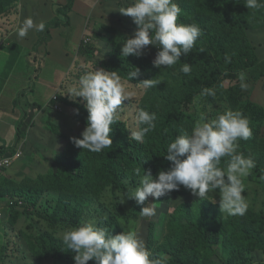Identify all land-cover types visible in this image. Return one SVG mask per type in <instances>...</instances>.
I'll list each match as a JSON object with an SVG mask.
<instances>
[{
    "label": "rangeland",
    "instance_id": "374dc122",
    "mask_svg": "<svg viewBox=\"0 0 264 264\" xmlns=\"http://www.w3.org/2000/svg\"><path fill=\"white\" fill-rule=\"evenodd\" d=\"M227 1L230 2L228 5H222L214 11L211 9V3L218 4L220 0H174L182 9L180 17H185L186 20H189L188 24H194L200 19L207 29H214L216 22L215 19H211L212 16L216 13H223L225 9L235 12V14L246 20L244 27L247 30L245 33L249 43L255 48L258 58L257 63H254L244 71L247 74L248 89L246 91L240 89V81L237 78L239 72H227L220 75L217 82L202 86L199 94L179 106L175 98H168V96L170 95L169 93L174 91L175 84L178 79L183 77V74L178 72V66L174 68L177 64L172 67L161 66L156 80L161 81L158 85L164 86L162 99L166 100L165 104H163L162 100L158 103L151 100L156 87L145 90L141 85L125 80L126 87L129 91L134 92L135 95L132 100L123 102L122 107L124 109L120 113L119 121L113 125V128L114 131H116L115 128H124L129 137L130 132L136 130V112L141 108L145 109L147 105L149 108L156 106V109L163 114L174 112L173 114L178 118H181L183 114V119L180 121L181 130L189 132L201 115H206L208 119H215L217 115L225 110L240 111L242 107L247 108L250 104L254 105L259 114L255 123L253 122L251 125L252 137L247 141L241 140L239 142V151L245 156L250 155L256 161V167L252 170L251 175L244 180L246 192L242 193V195L246 196L249 203L246 213L247 225L244 226L243 230L251 235L252 239L249 238V240L252 243L246 244V251H241L237 245L236 249L238 250H234L227 245V242L233 238L228 235L230 233L228 230L224 227L219 228L214 223L206 224V220H203V223L200 224L207 226L215 233H210L208 236L211 244L210 250L199 252L198 257H195V263L264 264V225H261L258 222V218L252 215V213L264 215V179H261L264 176V8L258 11L247 9L244 5L246 0ZM131 2L132 0L119 2L120 7L117 10L113 9L114 12L108 19L97 22L90 27L88 30L92 38L90 51L85 54L81 53L77 57L73 68L69 72L64 92L62 93L65 94L68 87L86 71H92L96 67L105 69V62L112 56H116L117 53H121L124 39L134 36L137 27L132 17L123 15L119 11V9L129 6ZM34 4V0H0V41L4 38H11L10 36L18 29L23 20L31 17ZM193 14H196V16ZM195 17L197 19L193 21ZM55 20L60 26L65 25V20L63 22L58 21L57 18ZM41 37H43L42 32L38 34L37 40L39 41ZM202 37L203 34L199 39ZM41 45L37 44L36 48ZM159 50L157 47L150 45L144 50V54L141 57L153 63ZM234 50L232 48L229 53ZM228 55L231 57L230 54ZM137 59L139 60V57ZM47 63L52 62L47 59ZM214 65L218 68L216 59H214ZM53 67L58 70L57 66ZM61 75L63 74L57 72L53 77H48L46 73L40 76L39 70L36 75H32V78L35 76V83L32 81L25 82L20 95L25 93L26 96L32 89L37 90L41 79L56 85L58 83L57 79ZM167 75L171 76L168 78ZM205 89L214 90L215 96L202 95ZM42 91L46 92L45 89H42ZM49 95L47 94L44 99H47ZM64 97L72 104L76 103L84 106L86 103L82 98H77V102H73L66 94ZM69 110L70 114L73 115L75 110L71 106H69ZM66 116L63 117L62 112L53 109L51 115L42 120L40 125L29 124V126H23L19 130V139L16 144L20 146L22 155L11 168L0 175V190H3V195L20 198L24 203V208L22 211L10 210L5 212V219L8 216L11 218L18 217L21 222L10 233L6 230L9 229L8 227L2 226L5 230L3 231L4 235L0 236V264H56L53 256L58 255L56 253L59 252L62 257L66 258L67 263L75 264L73 259L75 253L68 250L67 246L63 244L62 233L70 227L78 226L84 220H95L97 226L107 228L113 235L120 234L124 230H134L143 238L146 247L152 254L162 251L163 242L168 235L166 220L169 215L173 213L179 204L194 203L199 200L198 197L193 196L191 193L172 197L171 200H169L168 195L158 200L149 197L148 202L156 203V215L153 217H141L139 211L143 205H138L135 199H125L124 203H120L122 193L139 185V178L135 177L124 180V190L116 186H108L100 195L92 194V197L88 192H85V195L78 197L77 200L73 201L72 205L67 204L69 199L66 201L63 199L59 208L62 209L63 203H66V211L69 212L67 214H65L66 211L62 214L54 213V202L58 198H62L64 193L63 191H58V188H60L58 164L65 163L66 158H71L73 154L79 153L80 150L78 151V148L73 145L70 137L82 138L81 133L86 127L76 122L74 118L71 120V117L68 118ZM62 119L63 122H61ZM78 189L79 192L83 191V185H80ZM213 195L216 203L211 202L213 204L211 209L212 216L220 215L224 220L232 219L233 217L238 219L240 217L222 214L219 207L220 197L218 190ZM71 206H75L77 214H79L74 219L76 222L75 226H69L66 223L74 215ZM204 208L205 204L201 203L198 205L197 210L202 212ZM52 212L56 216L55 218L61 220L62 223H53L59 224L53 226L48 222ZM68 214L70 215L66 216ZM193 216L196 217L195 215ZM217 231L223 233L225 238L219 236L216 233ZM43 233H47L50 235L49 237L56 239L53 243L55 246L54 251L52 249V251L47 253L45 249L38 247L36 238ZM32 241L34 242V247L30 245ZM57 248L60 251H57ZM243 249H245L244 246ZM160 257L166 259V261H171L172 259L169 251L167 254L164 252ZM188 257L193 256L188 254Z\"/></svg>",
    "mask_w": 264,
    "mask_h": 264
},
{
    "label": "clouds",
    "instance_id": "9594fccd",
    "mask_svg": "<svg viewBox=\"0 0 264 264\" xmlns=\"http://www.w3.org/2000/svg\"><path fill=\"white\" fill-rule=\"evenodd\" d=\"M244 5L247 9L258 11L264 8V0H246ZM119 11L132 17L137 25L134 36L124 39L121 56L141 57L148 46H155L160 49L153 60L156 68L176 65L202 35L198 25L178 23L182 9L174 0H132L129 6ZM44 29L45 22L37 24L28 17L18 27L16 35L23 39L31 31L42 32ZM225 62L230 63L231 57L226 55ZM180 71L188 75L192 69L190 65L183 64ZM141 74L138 67L134 68L126 80L130 82ZM237 78L240 89L246 91L249 87L247 74L240 71ZM160 82L145 79L138 84L147 90L157 87ZM65 94L73 102L82 98L88 113L82 138L70 137L73 145L92 153L111 148L113 140L110 133L124 109L122 104L135 95L126 87L125 78L115 70L96 67L73 82ZM202 95L214 97L215 92L205 89ZM156 121L155 112L139 109L135 114L136 130L130 132L129 138L143 142L145 136L156 129ZM164 132L167 133V129ZM251 137L250 121L242 111L225 110L215 119L201 115L190 132L182 129L181 134L167 145L163 155L171 162L167 171H158L154 178L150 169H143L142 174L140 168L134 169L139 185L122 193L120 203H124L125 199H135L138 205H143L139 211L141 217H153L156 215V203L148 202L149 197L158 200L183 186L199 200L212 203H216L213 193L218 190L221 213L244 216L249 208L246 196L242 195L246 192L244 180L251 175L256 161L239 151V142ZM223 158H227L226 167H221ZM62 242L75 253V264H88L90 260H94L95 264H167L164 258H153L136 231L124 230L113 235L107 228L97 226L95 220H84L78 226L64 230Z\"/></svg>",
    "mask_w": 264,
    "mask_h": 264
},
{
    "label": "trees",
    "instance_id": "16d2710c",
    "mask_svg": "<svg viewBox=\"0 0 264 264\" xmlns=\"http://www.w3.org/2000/svg\"><path fill=\"white\" fill-rule=\"evenodd\" d=\"M73 3L74 0H67L64 6H56L55 13L64 17L65 25L68 24V14L71 12ZM229 3L227 0H220L218 4L211 3V9L215 11L220 6L228 5ZM193 15L196 16V14ZM196 19L197 17L193 21ZM211 19H215L216 22L214 29H207L200 19L198 22H194V24L199 25L202 29L203 37L197 40L193 49L187 55L182 56L176 67H174L177 68L178 66V72L182 73L183 77L178 79L173 88L174 91L169 93L171 96L169 95L168 98H175L179 106L191 100L196 94H199L202 86L211 82H217L220 75L227 72L245 71L254 63L258 62L255 48L249 43L245 33L247 28L244 27L246 22L244 18L235 14V12H230L225 9L223 13L214 14ZM188 22L190 21L186 20L185 17H180L178 21V23L184 24H188ZM59 25L57 21L45 25V29L42 31L43 37L39 39L37 44L41 45L48 41L49 29L58 27ZM135 26L137 27V25ZM90 44V42L84 43L80 48V54L89 53L91 48ZM232 48L235 50L229 53ZM228 54L231 55L230 63L225 62V56H229ZM214 59L217 60L218 68L214 65ZM183 64L191 66L192 71L190 74L186 75L180 71ZM104 66L106 70L117 71L125 80L128 73L138 67L142 74L130 81L136 85H140L138 83L145 79L156 80L157 73L160 69L154 67L151 61H147L142 57H139V60L133 55L124 58L121 56V53L112 56L105 62ZM170 76L167 75L168 78ZM163 92L164 86L158 85L151 100L157 103L162 100L163 104H165L166 100L162 99ZM58 101L71 106L75 110L74 120L82 126H86L88 113L83 105L69 103L65 99L64 94L63 98H59ZM76 109H79L78 114L76 113ZM145 109H148L147 111L150 113L155 112L157 114V126L154 131L145 136L143 142L131 140L124 128H115L118 132L114 131L113 128L112 133H110L113 140L111 148L105 149L101 153H92L78 148V151L80 150L79 153L73 154L71 158H66L65 163L58 164L60 174L58 178L60 188H58V191H63L64 193L62 198H58L54 202L55 214L56 212L64 213L67 204L72 205L73 201L77 200L80 196H84L85 192H88L92 197V194L100 195L108 186H116L124 190V180L137 177L134 174V169L136 168L141 169V174L143 173V169H150L154 178L158 171H167L171 166V162L167 161L163 155L166 153L167 145L176 136L181 134L180 121L184 115L182 114L181 118H178L173 114L174 112L163 114L160 110L156 109V106L149 108L147 105ZM240 111L248 117L251 127L259 114L257 109H255L254 105L250 104L247 108H240ZM165 129H167V133L164 132ZM14 150L15 147L9 148L6 152L0 151V156L13 154ZM226 160L227 158L222 159L221 167L226 166ZM80 185L84 187V190L81 192L78 189ZM188 193H191L190 190L181 186L178 191L174 190L167 195L169 196V200H171L172 197H179ZM5 197H10V195H1V198ZM63 199L65 201L67 199L69 200L67 204L63 203V208L61 209L59 205ZM201 203L205 204V208L202 212H199L197 208ZM212 207L213 204L208 200H196L191 204H179L166 220L168 235L163 242V250L153 253V258H161L160 256L164 252L167 254L169 251L172 259L171 261H167V264H196L195 257H198L199 252H202V250H210L211 244L208 236L210 233H215L207 226L200 224L203 223V220H206V224L214 223L219 228L224 227L231 233H228V235L233 238L227 242L228 247L238 250L236 249L237 245L241 251H246V244L252 243L249 240V238L252 239L251 235L245 233L243 230L244 226L247 225V215L240 216L238 219L233 217L232 219L224 220L220 215H211ZM23 208H14L11 210L22 211ZM71 210L74 212V215L66 223L69 226H75L76 222L74 219L79 214H77V208L75 206H71ZM67 212L69 211H66L65 214ZM54 213L52 212L51 217L48 218V222L53 226L59 225L53 223H62L61 220L55 218ZM252 215L258 218V222L261 225H264V215H255L253 213ZM216 233L225 238L223 233L218 231ZM244 233L245 235H243ZM49 236V234L43 233L36 238L38 247L45 249L47 253L48 251H52V249L54 251L55 246L53 243L56 240ZM46 240L48 241L49 247ZM30 245L34 247V242L32 241ZM243 246L245 249H243ZM57 251L60 250L57 248ZM56 254L58 255L53 256L56 264H69L60 252ZM188 254L193 257H188ZM88 264H95V261L90 260Z\"/></svg>",
    "mask_w": 264,
    "mask_h": 264
},
{
    "label": "crops",
    "instance_id": "0c3cea01",
    "mask_svg": "<svg viewBox=\"0 0 264 264\" xmlns=\"http://www.w3.org/2000/svg\"><path fill=\"white\" fill-rule=\"evenodd\" d=\"M123 1L74 0L68 14V24L49 29V40L42 43L40 48L36 46L38 34L41 32L36 31H31L27 37L20 39L16 30L11 38L0 41V151L6 152L9 148H16L21 127L29 124L40 125L42 120L51 115L53 109L62 112L63 117L67 115L71 120L74 118L75 112L73 114L72 111L71 115L69 106L58 101L63 98L62 92L69 72L80 56L84 39L88 38L92 43L88 32L90 27L108 19L114 12L113 9L117 10L120 7L119 2ZM66 2L67 0H34L31 18L37 24L43 21L47 25L55 18L63 22V17L56 16L55 10L56 6H64ZM47 59L52 63H47ZM53 66H57L58 70ZM39 70L40 76L46 73L48 77H53L57 72L63 75L59 76L56 85L41 79L37 90L32 89L26 96L25 93L20 95L25 82L35 83V76L32 78V75H36ZM47 94H50L49 97L44 99ZM59 117L61 118L60 115ZM2 194L3 190H0V205L4 203ZM20 222V218L8 216L0 222V236L4 235L3 225L9 228L6 230L10 233Z\"/></svg>",
    "mask_w": 264,
    "mask_h": 264
},
{
    "label": "built area",
    "instance_id": "2783aa9c",
    "mask_svg": "<svg viewBox=\"0 0 264 264\" xmlns=\"http://www.w3.org/2000/svg\"><path fill=\"white\" fill-rule=\"evenodd\" d=\"M89 42L88 38L84 39V43ZM22 155V150L19 145L16 146L13 154H7L0 156V175H2L5 170L9 169ZM24 203L21 199L14 197L4 198V203L0 205V222L3 220L5 212L10 211L14 208L23 207Z\"/></svg>",
    "mask_w": 264,
    "mask_h": 264
}]
</instances>
